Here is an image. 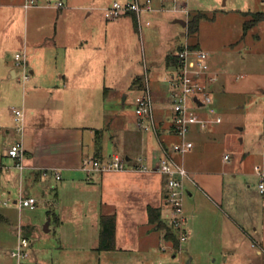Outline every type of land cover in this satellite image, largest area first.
<instances>
[{"label":"rangeland","instance_id":"rangeland-1","mask_svg":"<svg viewBox=\"0 0 264 264\" xmlns=\"http://www.w3.org/2000/svg\"><path fill=\"white\" fill-rule=\"evenodd\" d=\"M111 1L63 0L69 13L64 11L59 16L44 8L31 7L26 15L18 6L0 9L4 23L15 19L12 25L17 24L21 33L26 31L30 42L38 35H50L51 44L53 39L65 41L71 30L81 28L102 34L101 80L109 91L104 93L103 104L109 111L134 117V100L141 87L132 84L130 75H142L145 69L154 105L170 108L166 77L171 68L164 65V54L167 45L176 42V35L181 42L185 40V26L171 22L172 15L165 12L158 14L159 23H143L139 32L138 23L135 26L130 15L106 19L103 6ZM189 5L191 13L205 14L199 20L198 30L187 38L209 53L216 73V80L210 84L211 105L222 119L207 124L202 131L193 125L189 134L193 146L184 156L189 164L197 166L202 159L207 167L225 171L224 200H215V205L203 200L206 205L202 207L205 222L200 224L201 238L195 240L189 252L185 240L182 251L174 256L172 249L161 248L165 242L157 234L150 253L143 246L140 251L99 250L94 230L96 203L90 201L89 192L74 189L71 183L64 188V179L54 180L47 175L30 189L38 197L34 208L18 209L11 201L17 197L14 192L0 193V210L10 212L9 218L0 219L1 263L15 264L7 250L14 247L19 226L30 240L31 258L36 264H180L186 263L189 255L192 264H264V252H258L259 245L249 237L250 234L256 240L258 235L255 236L253 227L260 229L263 218V195L258 190L255 166L264 164V20L245 28L253 12H264V0H189ZM106 32L116 33L117 39H106ZM95 125L106 127L105 118H96ZM111 129L103 128L106 133ZM56 192L70 199L79 197L73 209L59 210L65 220L63 225L57 221V208L52 206ZM7 197L10 200L6 205Z\"/></svg>","mask_w":264,"mask_h":264},{"label":"crops","instance_id":"crops-1","mask_svg":"<svg viewBox=\"0 0 264 264\" xmlns=\"http://www.w3.org/2000/svg\"><path fill=\"white\" fill-rule=\"evenodd\" d=\"M46 2L47 0H40L38 5L24 8V0L6 2L0 0V8L18 6L24 9L25 15L31 7L52 9L59 16L68 6L64 2L61 7L46 6ZM68 13L69 8L65 11L66 15ZM161 13L165 12L144 14L142 18L149 19L150 24L154 20L159 23L161 18L158 14ZM88 14H91V11ZM125 15H130L134 23L135 16L132 13L111 20H117ZM171 15L170 21L184 28L180 22L175 21L176 18L182 17ZM14 22L15 19L10 24H5L0 9V155H4L8 146L20 141L25 150V169L22 171L17 168L8 171L0 169V193L12 195L14 192L17 197L20 193H25L34 196L38 202L37 195H32L30 189L38 186L43 177L51 175L54 180L64 179L62 182L65 183L64 188L67 183H71L74 189L89 192L90 201L96 203L94 230L97 232V241L101 215L113 214L114 249L140 251L143 246L142 249L146 248L145 250L150 253L156 244L153 242L156 234L161 236L165 243L168 242L164 239L162 231L148 221L147 208L148 206L159 208L161 218L166 220L168 206L164 199V176L153 167L159 158L161 143L171 148L172 144L179 140L170 128L171 107L163 104L158 107L154 105L159 124L158 135L140 129L135 113L134 117L130 118L122 112L109 111L110 109L103 104L104 93L107 95L109 91L102 85L101 80L104 58L101 48L102 34L93 29L81 28L79 31L71 30L65 41L58 42L53 39L51 44L50 35H38L30 42L26 31L19 32L18 25H12ZM138 30L140 32L139 28ZM114 34L106 32L105 38L116 40L118 36ZM54 36L56 34L53 38ZM175 39L174 44L167 45L164 54V65L167 69L171 68V71L174 63L168 62L166 56L174 54L182 43L178 35ZM190 43L200 47L199 43ZM19 50H25L27 56L30 76L26 80H22L21 71L14 59V53ZM211 69L215 72L212 66ZM171 71L167 74V82ZM141 76L132 73L130 75L132 84L138 87L134 81ZM13 108L23 110L21 132L16 128ZM96 118H105L106 127L112 128L110 132L106 133L103 130L106 127L95 125ZM198 130L202 131L203 128L199 127ZM112 153L125 157L127 169L87 174L81 167L84 158H107ZM185 153L178 154L179 156L176 154V158L184 164L195 180V183L186 182L187 192L183 200L188 232L187 252L195 240L201 238L200 224L205 222L202 207L206 203L215 205V200L220 202L224 200L225 171L221 168L207 167L206 161L202 159L197 166L189 164L186 162ZM140 157L148 169L135 168L140 163ZM3 160L12 162L5 156ZM262 167L264 169V164ZM45 171L46 174L43 173ZM56 171L60 173V179H56ZM256 175L258 176L257 173ZM259 180L260 178L258 183ZM259 192L263 195L261 228L253 227L255 236L258 235L256 240L250 234L249 237L254 244L259 245L258 252H264V191ZM17 197L12 198V203ZM67 197L68 195L62 196L56 192L52 204L59 212L57 221L62 225L65 220L59 210L73 209L79 200L78 196L71 199ZM203 200L206 203H203ZM12 205L17 207L15 204ZM0 215L1 220H6L10 212L0 210ZM16 232L17 242L18 236L23 235V230L18 226ZM224 249L228 250L227 246H224ZM192 261L189 255L186 264H192Z\"/></svg>","mask_w":264,"mask_h":264},{"label":"built area","instance_id":"built-area-1","mask_svg":"<svg viewBox=\"0 0 264 264\" xmlns=\"http://www.w3.org/2000/svg\"><path fill=\"white\" fill-rule=\"evenodd\" d=\"M38 5L37 0H24L23 7ZM46 6L61 7L62 0H47ZM104 15L107 19L117 18L123 14L132 13L140 29L142 23L150 24V20H143L142 15L152 12H169L174 15L187 18L185 28L186 37L175 51L176 63L168 76V99L171 107L169 117L170 128L173 133L179 137L171 148L163 143L160 145V155L153 169L159 171L164 176V199L168 206L165 214L166 221L176 232L178 244L165 243L162 249L168 248L176 254L182 251V244L187 239L186 215L183 208V200L186 195V182L195 183L194 178L177 158L176 154H183L193 146V141L189 138V133L193 125L205 128L207 124L221 121V116L215 112L211 105L210 84L216 80V73L211 69L209 62V53L200 48L193 47L188 40L187 22L191 14L189 0H113L103 6ZM16 65L21 71L22 80L29 78L27 56L25 50H19L14 53ZM141 93L136 95L134 100V113L137 118V126L144 130L158 135L159 124L155 116L154 100L149 85L148 72L145 69L141 76ZM205 110L204 114L201 110ZM14 119L18 131L23 130L24 113L20 108H13ZM3 156L10 158L11 163L5 162ZM0 155V169L10 170L17 168L22 171L25 169L24 158L25 150L20 141H16L8 146L4 155ZM228 154L224 155L227 159ZM140 163L136 169L146 170L147 164L139 158ZM82 169L91 174L95 171L105 170H124L127 169L126 159L122 154L112 153L107 158H84ZM255 172L260 180L259 190L264 191V169L259 165L255 166ZM44 174L47 171L43 172ZM56 179L61 175L55 172ZM7 198L4 203L9 202ZM18 209L22 207L34 208L37 200L34 196L20 193L13 202ZM167 241V240H166ZM30 240L19 235L13 248L8 250V254L15 260V264H36L31 258ZM180 264H186L184 262Z\"/></svg>","mask_w":264,"mask_h":264},{"label":"trees","instance_id":"trees-1","mask_svg":"<svg viewBox=\"0 0 264 264\" xmlns=\"http://www.w3.org/2000/svg\"><path fill=\"white\" fill-rule=\"evenodd\" d=\"M247 13V12H245ZM205 16L203 12H194L191 13L187 22V33L188 35L195 33L198 30V23L200 18ZM264 20V12H253L252 19L249 23L245 25L247 28L249 25H253L258 21ZM134 24L136 26L137 22L134 18ZM195 47L194 45H192ZM168 62L176 63V57L174 54H168L166 56ZM134 83L138 85V87L142 86L141 78H136ZM148 221L154 224L155 228L162 231L163 237L165 240L171 242L174 245L178 244L176 232L172 226L168 224V222L161 218V212L159 208L148 206ZM1 219V215H0ZM114 233H115V217L113 214H104L101 215L100 218V231H99V241L97 249H114Z\"/></svg>","mask_w":264,"mask_h":264},{"label":"water","instance_id":"water-1","mask_svg":"<svg viewBox=\"0 0 264 264\" xmlns=\"http://www.w3.org/2000/svg\"><path fill=\"white\" fill-rule=\"evenodd\" d=\"M175 21L180 22L183 26H185V24H186V21L182 18H176ZM48 224H49V221H47L43 227L45 231L48 230Z\"/></svg>","mask_w":264,"mask_h":264}]
</instances>
